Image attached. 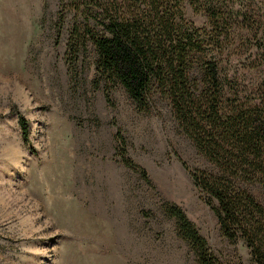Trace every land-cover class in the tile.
Returning <instances> with one entry per match:
<instances>
[{
    "label": "rangeland",
    "instance_id": "1",
    "mask_svg": "<svg viewBox=\"0 0 264 264\" xmlns=\"http://www.w3.org/2000/svg\"><path fill=\"white\" fill-rule=\"evenodd\" d=\"M70 4L0 0V264H196L163 209L171 202L222 263L251 264L242 240L221 236L192 183L191 170L212 164L178 128L166 99L144 111L120 85L107 99L92 82L91 44L69 59ZM183 7L187 20L208 30L214 9L219 72L230 90L248 94L264 76V0ZM117 132L146 177L123 164ZM248 188L264 204L260 186Z\"/></svg>",
    "mask_w": 264,
    "mask_h": 264
},
{
    "label": "trees",
    "instance_id": "2",
    "mask_svg": "<svg viewBox=\"0 0 264 264\" xmlns=\"http://www.w3.org/2000/svg\"><path fill=\"white\" fill-rule=\"evenodd\" d=\"M71 2L69 59L75 62L91 44L92 82L102 85L107 99L116 85L144 111L157 97L166 99L178 128L212 164L210 170H191V181L213 210L221 236L242 240L249 262L264 264V204L248 188L258 184L264 194V76L246 95L229 89L216 59L222 40L213 31L214 9L208 30L185 18V0H87L88 8H82L83 0ZM19 120L26 139L27 127ZM115 137L123 164L146 177L144 167L128 157L122 134ZM163 209L175 217L196 264H225L178 204Z\"/></svg>",
    "mask_w": 264,
    "mask_h": 264
}]
</instances>
